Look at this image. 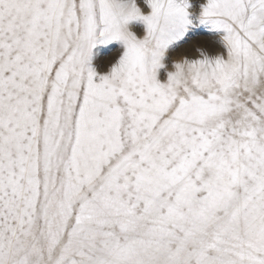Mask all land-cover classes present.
Segmentation results:
<instances>
[{"label": "snow or ice", "instance_id": "6c2138e0", "mask_svg": "<svg viewBox=\"0 0 264 264\" xmlns=\"http://www.w3.org/2000/svg\"><path fill=\"white\" fill-rule=\"evenodd\" d=\"M143 4L0 0V264H264V0Z\"/></svg>", "mask_w": 264, "mask_h": 264}, {"label": "rangeland", "instance_id": "374dc122", "mask_svg": "<svg viewBox=\"0 0 264 264\" xmlns=\"http://www.w3.org/2000/svg\"><path fill=\"white\" fill-rule=\"evenodd\" d=\"M137 3L145 12L148 11L147 6L143 4V0H137ZM129 28L137 36L143 35L144 25L141 21L135 20L130 22ZM204 37L209 38L215 43L220 42V34L216 30L209 25L199 23L190 27L183 37L175 41L166 53V63L169 70H171L173 60L183 55L196 53V49L198 48L202 49L201 42ZM122 51L123 45L118 40L98 43L92 50L91 64L98 73H106L111 65L118 60ZM159 78L161 80L166 78V74L163 70L159 71Z\"/></svg>", "mask_w": 264, "mask_h": 264}, {"label": "bare ground", "instance_id": "6f19581e", "mask_svg": "<svg viewBox=\"0 0 264 264\" xmlns=\"http://www.w3.org/2000/svg\"><path fill=\"white\" fill-rule=\"evenodd\" d=\"M202 50L206 51L209 54H215L216 52L223 51L222 45L220 42L215 43L211 41L209 38L204 37L203 41L201 42ZM196 53H190V55H194Z\"/></svg>", "mask_w": 264, "mask_h": 264}]
</instances>
